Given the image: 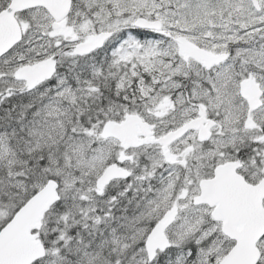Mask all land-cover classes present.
I'll return each instance as SVG.
<instances>
[{"label":"snow or ice","instance_id":"6c2138e0","mask_svg":"<svg viewBox=\"0 0 264 264\" xmlns=\"http://www.w3.org/2000/svg\"><path fill=\"white\" fill-rule=\"evenodd\" d=\"M0 264H264V0H0Z\"/></svg>","mask_w":264,"mask_h":264}]
</instances>
